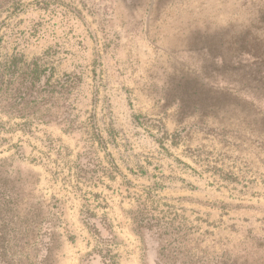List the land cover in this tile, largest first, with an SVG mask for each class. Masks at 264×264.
I'll use <instances>...</instances> for the list:
<instances>
[{
    "label": "rangeland",
    "instance_id": "374dc122",
    "mask_svg": "<svg viewBox=\"0 0 264 264\" xmlns=\"http://www.w3.org/2000/svg\"><path fill=\"white\" fill-rule=\"evenodd\" d=\"M0 264H264V0H0Z\"/></svg>",
    "mask_w": 264,
    "mask_h": 264
},
{
    "label": "trees",
    "instance_id": "16d2710c",
    "mask_svg": "<svg viewBox=\"0 0 264 264\" xmlns=\"http://www.w3.org/2000/svg\"><path fill=\"white\" fill-rule=\"evenodd\" d=\"M33 66H34V68H32V70H30V72H29V76H30L29 80H30V83L35 84V83L40 82L42 72H40V71L37 69V65H36V64H34ZM16 95H17V93H16L15 96H14L15 99H16L18 96H20V97L23 96V95H21L20 93H18L17 96H16Z\"/></svg>",
    "mask_w": 264,
    "mask_h": 264
}]
</instances>
